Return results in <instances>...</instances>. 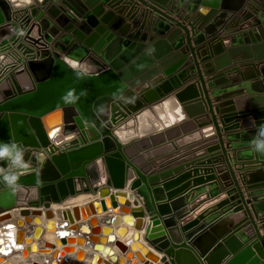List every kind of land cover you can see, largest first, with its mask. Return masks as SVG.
Returning <instances> with one entry per match:
<instances>
[{
	"label": "water",
	"instance_id": "95a60500",
	"mask_svg": "<svg viewBox=\"0 0 264 264\" xmlns=\"http://www.w3.org/2000/svg\"><path fill=\"white\" fill-rule=\"evenodd\" d=\"M252 68L257 76L249 78ZM258 69L264 0H0V142L22 143L28 163L17 170L16 189L0 177V211L95 196L72 208L84 220L111 206L96 226L88 220L89 231L73 226L75 235L30 244L22 256L80 264V248L72 250L83 244L93 252L84 264H264V155L250 143L264 124V103L248 106L264 102L262 91L251 92L264 85ZM178 123L189 133L180 143L208 142L197 156H209L200 169L156 185L152 159L168 148L150 154L146 137ZM162 139L150 138L153 145ZM192 174L195 185L212 182L209 195L223 208L201 225L204 216L187 217L185 207L205 188L177 196ZM51 218L47 211L17 220L16 244L28 245L23 234L49 232Z\"/></svg>",
	"mask_w": 264,
	"mask_h": 264
},
{
	"label": "crops",
	"instance_id": "0c3cea01",
	"mask_svg": "<svg viewBox=\"0 0 264 264\" xmlns=\"http://www.w3.org/2000/svg\"><path fill=\"white\" fill-rule=\"evenodd\" d=\"M141 12V11H140ZM142 13V12H141ZM138 16H140V14ZM184 16L182 15V20L184 19L183 18ZM175 18V17H173ZM142 18L140 17V20ZM253 75H256L257 76V71H256V68H252V70L249 71V78L252 77ZM258 75L260 77H264V70H259L258 69ZM264 93V85L261 86V88H254L251 92L253 94H256V95H260L262 92ZM251 96V95H250ZM209 99L211 100V103H212V106H215L217 105V103L213 102L212 100V97L209 95ZM264 102H261V101H258V102H249L248 103V106H252L254 104H257V105H261L263 104ZM198 117H195L194 119L197 120V122H199L200 120H203V119H198ZM157 120V118H156ZM125 121H119L116 123V125L113 127V129L119 127V126H122V124L124 123ZM159 123V122H158ZM219 123V128L222 129V126L220 124V121H218ZM182 123H178L174 126H171L169 127V129L167 130H161V131H158V132H153L152 134L153 135H148L146 138L147 140L149 141V145H150V148L148 149V153H152L154 151H158V150H162L163 148L167 147L168 150H165V151H161L159 152L158 155H156L155 157H153V162H155V166L154 168H152V172H155L154 175L155 177H157V182H156V185H159L161 184L163 181L165 180H169L168 182H172L176 179L177 176L187 172L188 170H190V168H194L196 170L200 169L201 168V165L200 163L201 162H198L200 161L202 158H205L207 156H209L208 154L205 155L204 157H198L197 155L200 153V152H203L204 148L207 147L209 145V143H203V140L202 141H198L196 143H193L192 141H187L186 143H180V141L185 137L187 136L189 133L188 132H185L184 130H181L180 126H181ZM161 125V124H160ZM174 129H177V130H174ZM149 130H155V129H152L151 128V124L149 125ZM172 131H177L178 134L177 136H170V137H167L166 133L168 132H172ZM194 132H199V131H194ZM162 136V140L163 142H161L160 144H157V145H153L150 138L151 136ZM221 135L223 136L222 137V140L223 142H225V133L221 132ZM216 167V166H215ZM213 167V168H215ZM245 168H247L248 166H244ZM240 168H243L240 166L239 163H237L236 166H233L232 167V170L233 172L235 173L236 175V178L237 180L239 179L238 177V173L236 170L240 169ZM169 172V177L167 178H164V179H161L159 176L160 174H164V173H168ZM190 172V171H189ZM193 174L190 175L188 178H185V180L183 181V183H181V186H184L185 185V188L177 195V196H180V195H183V194H189L191 191H195L199 188H205V192L198 195L197 194L195 196L196 199L193 201V202H196L198 201V203L192 208L191 207V204L193 203H189L187 204V206L185 208H187L189 211L187 212L186 216H191L195 213H199L200 216H204L203 219L201 221H199V225H201L202 223H204L205 220H208L211 218V216H213L215 213L217 212H221L222 211V207H217L213 202L215 200V198H211L210 195H209V185L212 183V182H205L203 181L202 183L198 184V185H195L193 183V180L195 179ZM214 176L215 178L217 179V182H218V185L221 189V191H225L227 189H225L223 187V182L220 178V175L216 172H214ZM240 188H241V192L243 193V196L245 198V200H247V197H246V194H245V190L242 188L243 186L241 184H239ZM178 188V187H177ZM176 188H172L170 191H167L165 193V195H167L168 192H172L174 191ZM172 199H174V197H172ZM171 199V200H172ZM206 208V209H205ZM248 208L250 209V206L248 205ZM207 210H210V212L206 215L205 212ZM112 212V211H111ZM172 211L170 210V213ZM192 212V213H190ZM252 214V213H251ZM166 216H159V219L161 221V226L162 228H164V224L162 223V220L163 218H165ZM148 219L149 217L147 215H145V217L143 218H140L141 222H143V226L148 222ZM12 220H7L4 224L3 223H0V237H6V231L7 229L10 227L11 224L8 225V223H10ZM58 221V220H57ZM119 226H124L123 224H120ZM118 226V227H119ZM30 227L31 225H27L25 224L24 227H23V230H27L30 232ZM118 227H115L114 230ZM129 228H132L134 230L133 227H128ZM17 231V230H16ZM260 234L261 236L263 237V241H264V231L263 230H260ZM113 236L114 238H117L119 239L116 235H115V232L113 233ZM44 237V234L37 240V245H42V243L44 242L42 239ZM26 241H29L28 239H26ZM28 246L30 245L29 243H27ZM24 247H27V245H24ZM59 249V248H58ZM33 255H27V260L33 258L32 257ZM37 256H45V255H37ZM23 257V256H22ZM48 257V256H46ZM24 258V257H23ZM49 258V257H48ZM88 263V262H87Z\"/></svg>",
	"mask_w": 264,
	"mask_h": 264
},
{
	"label": "bare ground",
	"instance_id": "6f19581e",
	"mask_svg": "<svg viewBox=\"0 0 264 264\" xmlns=\"http://www.w3.org/2000/svg\"><path fill=\"white\" fill-rule=\"evenodd\" d=\"M55 117L48 119L47 125L49 127L58 124L59 122V115H54ZM95 196L90 195H79L77 197H72L67 199L65 202L61 204H51L48 208L44 205H20L9 209H4L0 211V223H5L8 219L11 218L12 220L9 224L15 225L17 220L22 219L23 217H26L28 215H36L39 216L41 219L44 218L47 211H49L52 215L51 220H53L55 223L50 228L49 232H46L45 230H37L33 235H29L25 237V234H23V239H28L27 241L29 244H37V240L44 234L43 241H49L53 242L55 239L59 237H65L66 235H75V232L72 231V227L75 226L77 229H81L83 232H87L88 230V220L92 218V224L91 226H96L103 218H105V215L111 210V206L104 204V208H102L101 205L98 206V210L95 212L94 215L87 216L84 220H76L74 216L72 215V208L74 207H83L89 202H92L95 200ZM103 199V198H102ZM104 200V199H103ZM70 212V215H66L65 219L62 218L63 212ZM58 220V221H57ZM67 222V226L62 229H57V226L60 225L62 222ZM100 228V227H99ZM134 230L132 228L125 227V234L131 235ZM84 243V242H83ZM80 248L81 253L83 254V259H80V264H84V262L89 263V256L93 253L88 247H84L82 244L80 247L74 248L72 252H74V249ZM19 249H23L24 245L22 244H16V241H14V231L8 230L6 231V237H0V258L2 259L0 261V264H32V261L29 259L27 260V255L25 253L24 258L22 257V254ZM37 248L35 247V250ZM60 250V249H58ZM106 255V254H105ZM42 261L48 260L49 258L46 256L42 257ZM45 261V262H46ZM41 263V264H45Z\"/></svg>",
	"mask_w": 264,
	"mask_h": 264
},
{
	"label": "clouds",
	"instance_id": "9594fccd",
	"mask_svg": "<svg viewBox=\"0 0 264 264\" xmlns=\"http://www.w3.org/2000/svg\"><path fill=\"white\" fill-rule=\"evenodd\" d=\"M250 143L255 152L264 155V124L257 126L256 134ZM0 160H6L8 163L7 168L0 167V177L8 186L16 189L19 187L17 170L28 167L23 144L15 141L0 142Z\"/></svg>",
	"mask_w": 264,
	"mask_h": 264
},
{
	"label": "built area",
	"instance_id": "2783aa9c",
	"mask_svg": "<svg viewBox=\"0 0 264 264\" xmlns=\"http://www.w3.org/2000/svg\"><path fill=\"white\" fill-rule=\"evenodd\" d=\"M9 228L12 229V231H14V232L16 231V230H15L16 228H15L14 225H10ZM9 228H8V229H9ZM25 231H27V230H25ZM27 232H29V231H27ZM14 236H15V235H14ZM23 245H26V244H23ZM27 246H28V245H27ZM38 246H40V245H38ZM24 248H26V247H24ZM21 250H23V249H21ZM18 251H20V249H19ZM21 252H22V251H20V253H21ZM30 254L33 255V256H32L33 258H31V261H32V262L35 261V260L38 261L39 259L42 258L41 256H37V255H34V254H32V253H29V255H30Z\"/></svg>",
	"mask_w": 264,
	"mask_h": 264
},
{
	"label": "rangeland",
	"instance_id": "374dc122",
	"mask_svg": "<svg viewBox=\"0 0 264 264\" xmlns=\"http://www.w3.org/2000/svg\"><path fill=\"white\" fill-rule=\"evenodd\" d=\"M7 219L10 220L11 218H7ZM49 228H51V227H49ZM21 241H22V239H19L18 242L21 243Z\"/></svg>",
	"mask_w": 264,
	"mask_h": 264
}]
</instances>
